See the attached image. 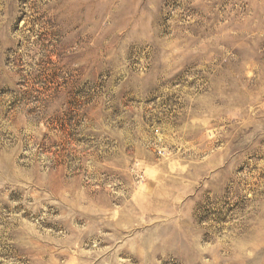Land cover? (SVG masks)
Masks as SVG:
<instances>
[{
  "label": "rangeland",
  "instance_id": "374dc122",
  "mask_svg": "<svg viewBox=\"0 0 264 264\" xmlns=\"http://www.w3.org/2000/svg\"><path fill=\"white\" fill-rule=\"evenodd\" d=\"M0 264H264V0H0Z\"/></svg>",
  "mask_w": 264,
  "mask_h": 264
}]
</instances>
